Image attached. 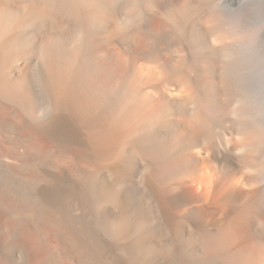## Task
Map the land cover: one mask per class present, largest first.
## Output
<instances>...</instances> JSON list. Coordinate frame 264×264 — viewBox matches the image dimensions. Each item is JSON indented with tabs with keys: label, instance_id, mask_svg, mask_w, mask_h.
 Instances as JSON below:
<instances>
[{
	"label": "bare ground",
	"instance_id": "1",
	"mask_svg": "<svg viewBox=\"0 0 264 264\" xmlns=\"http://www.w3.org/2000/svg\"><path fill=\"white\" fill-rule=\"evenodd\" d=\"M0 264H264V0H0Z\"/></svg>",
	"mask_w": 264,
	"mask_h": 264
}]
</instances>
